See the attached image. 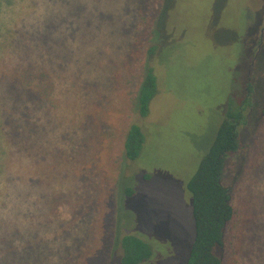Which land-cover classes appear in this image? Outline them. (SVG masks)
Segmentation results:
<instances>
[{"label":"rangeland","instance_id":"obj_1","mask_svg":"<svg viewBox=\"0 0 264 264\" xmlns=\"http://www.w3.org/2000/svg\"><path fill=\"white\" fill-rule=\"evenodd\" d=\"M60 3H81L79 19H56L63 14ZM148 4L158 17L156 33L143 47L135 37L144 29L140 12L148 19L144 0H0V41L17 25L45 28L41 36L48 47L37 39L29 44L35 56L40 48L51 56L47 67L54 73L53 104L36 112L39 127L30 151L11 149L7 158L0 148V221L12 223L3 229L15 230L16 242L25 229L31 245L40 243L38 264H119L115 237L123 235L150 245L151 256L140 264H187L195 228L186 184L229 101L245 93L252 76L244 146L222 175L236 208L223 264H264V144L258 124L264 108V0ZM87 12L91 29L70 36L69 27L77 28ZM60 42L66 48H57ZM153 45L154 56L142 53ZM12 58L6 62L10 68ZM147 67L158 77V93L142 118L136 98ZM132 124L142 128L145 141L139 157L127 161L124 140ZM119 182L135 195L125 196Z\"/></svg>","mask_w":264,"mask_h":264},{"label":"trees","instance_id":"obj_2","mask_svg":"<svg viewBox=\"0 0 264 264\" xmlns=\"http://www.w3.org/2000/svg\"><path fill=\"white\" fill-rule=\"evenodd\" d=\"M148 1L144 0L146 5L144 10L148 13V19L145 20L143 13L140 12L144 29L139 30L135 37L136 43L139 46L144 44L143 47L153 39L156 33L153 27L158 17ZM60 4L63 14L58 13L55 16L58 20L64 16L78 18L79 8L83 7L81 3L78 7L73 5L65 7L62 3ZM148 8L151 9L148 10ZM89 14L90 12H87L85 17L79 20L77 28L73 23L74 28L71 25L67 33L70 31V36L75 37L78 29L80 34L85 36L86 31L93 26ZM44 22L48 25L47 28H50V17L45 18ZM18 26L9 31L0 41V148L5 149L2 151L7 158L12 156L11 149L17 153L24 151V154L30 151L28 149L31 146L29 140L33 132L36 133V127H39L36 112L51 107L53 104L54 85L50 78L54 73L47 67L51 56L41 48L35 56L29 44L37 39L44 44L43 46L48 47L46 35L41 36L46 34L43 33L45 28L26 30ZM81 29L84 30L83 33ZM56 46L66 48L67 45L60 42ZM156 49L157 47L153 45L142 53L146 52V55L154 56ZM11 55L13 61L15 59V65L12 68L6 66ZM31 56L36 58L31 59ZM251 80L252 76H249L245 85V93L242 96L229 101L225 118L218 126L212 144L196 172L186 184L191 194L195 228L187 264H223L225 243L236 217V208L230 188L222 182V175L228 159L244 146L241 142V128L247 124V109L254 93V83ZM157 93L158 77L153 67H147L136 98V111L140 117L145 118L149 114L150 103ZM258 124L262 129V144H264V108L261 110ZM144 141L145 134L142 128L137 124H132L124 140L125 160H136L141 153ZM4 163L6 164V161ZM258 169L262 171V168ZM1 171H6V169H1ZM37 172L41 173L40 166ZM150 178L149 174L143 175L145 180ZM119 184L117 185L119 187L125 186L123 187L125 196L135 195L130 185H123L121 182ZM42 221L39 223L42 224ZM10 224L12 223L0 221V264H16L18 259L21 260L20 264H38L36 257L42 258L44 254L40 243L31 245L33 241L27 239L28 234L22 235L23 232H27L25 229L20 230L22 242L21 240L16 242V231L3 229L4 226ZM40 241L42 242V239H39ZM115 245L121 249L119 264H140L151 256L150 245L136 235H123L118 239L115 237Z\"/></svg>","mask_w":264,"mask_h":264}]
</instances>
